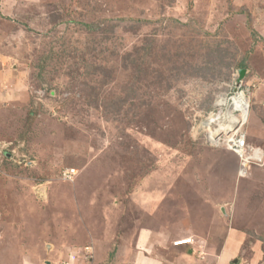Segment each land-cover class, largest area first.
Masks as SVG:
<instances>
[{
    "label": "rangeland",
    "instance_id": "1",
    "mask_svg": "<svg viewBox=\"0 0 264 264\" xmlns=\"http://www.w3.org/2000/svg\"><path fill=\"white\" fill-rule=\"evenodd\" d=\"M244 89L264 150V0H0V264H113L141 226L264 264V161L208 131Z\"/></svg>",
    "mask_w": 264,
    "mask_h": 264
},
{
    "label": "crops",
    "instance_id": "2",
    "mask_svg": "<svg viewBox=\"0 0 264 264\" xmlns=\"http://www.w3.org/2000/svg\"><path fill=\"white\" fill-rule=\"evenodd\" d=\"M236 237L237 235H235ZM171 239V232L165 228L141 226L132 235L122 237L116 245L115 257L113 253H109L108 256L97 263H102L105 260L108 261V258L114 257L113 264H195L190 261L191 255H186L182 248L186 245L174 244L172 246ZM228 241L230 240L228 239ZM171 248L176 249V255H171ZM224 248L225 246L212 260L210 259L203 264H230L235 255V249L234 251H228V244L226 249ZM69 252V261H66V263H69L71 255H77L79 250ZM80 259L81 264H87L85 259ZM251 263L260 264L261 261L256 258Z\"/></svg>",
    "mask_w": 264,
    "mask_h": 264
},
{
    "label": "built area",
    "instance_id": "3",
    "mask_svg": "<svg viewBox=\"0 0 264 264\" xmlns=\"http://www.w3.org/2000/svg\"><path fill=\"white\" fill-rule=\"evenodd\" d=\"M241 86H243V81L239 84V87ZM246 90L248 91V88H246ZM244 91L245 89L241 92L244 94ZM228 123H230L229 120H227L226 124ZM241 126L234 127L232 125L231 127L222 129L220 132H213L211 127L208 126V131L211 140L222 143L223 145L226 144L230 150L234 151L239 156L241 160L239 175L245 177L248 175L252 164H259L264 161V150L248 143L247 132L244 131ZM222 133H224V135H222ZM71 171L74 172L75 170ZM68 174L70 173L66 172V176H68ZM186 240H188L187 242L191 241L190 238ZM178 242L179 241H177V243Z\"/></svg>",
    "mask_w": 264,
    "mask_h": 264
},
{
    "label": "bare ground",
    "instance_id": "4",
    "mask_svg": "<svg viewBox=\"0 0 264 264\" xmlns=\"http://www.w3.org/2000/svg\"><path fill=\"white\" fill-rule=\"evenodd\" d=\"M229 104L230 105L226 111L224 110L222 114L219 113L216 115V121L214 123L219 125V132L232 125L234 127H239L247 122L250 106L248 98L242 92H237L230 97ZM221 105L224 104L221 103ZM227 120H229L231 124H226Z\"/></svg>",
    "mask_w": 264,
    "mask_h": 264
},
{
    "label": "water",
    "instance_id": "5",
    "mask_svg": "<svg viewBox=\"0 0 264 264\" xmlns=\"http://www.w3.org/2000/svg\"><path fill=\"white\" fill-rule=\"evenodd\" d=\"M246 73H247V70L245 68L239 69L238 77L236 79L237 80V84H240L244 80V78L246 76Z\"/></svg>",
    "mask_w": 264,
    "mask_h": 264
}]
</instances>
